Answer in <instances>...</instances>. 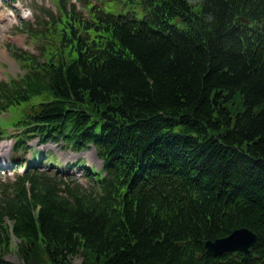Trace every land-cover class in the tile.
<instances>
[{
    "label": "trees",
    "instance_id": "1",
    "mask_svg": "<svg viewBox=\"0 0 264 264\" xmlns=\"http://www.w3.org/2000/svg\"><path fill=\"white\" fill-rule=\"evenodd\" d=\"M58 6L0 108L23 137L95 141L110 172L4 185L0 264H264V0ZM239 227L250 254L206 252Z\"/></svg>",
    "mask_w": 264,
    "mask_h": 264
},
{
    "label": "rangeland",
    "instance_id": "2",
    "mask_svg": "<svg viewBox=\"0 0 264 264\" xmlns=\"http://www.w3.org/2000/svg\"><path fill=\"white\" fill-rule=\"evenodd\" d=\"M40 7L54 9L55 6L53 0H0V79L7 78L8 74L18 75L21 72V68L19 67L18 63L13 60L10 55L6 57L5 52H8V44L27 48L28 50L32 48L27 34L21 32L19 27L21 26V21L24 20L27 22L30 21L32 23L36 22V24L40 20L41 23L44 12ZM32 50H36L35 47H33ZM21 111L22 108L19 107L18 112ZM11 114L12 113H9L8 116ZM48 148L54 149L58 153L59 159L63 161L74 160L78 157L77 153L65 151L62 148L56 147L53 143L43 146V149ZM9 152V140H1L0 159L4 161V158ZM86 152L87 151L85 150L81 157H83L89 164H93L97 167L101 166V160L96 155H94V153H91L89 158V154ZM16 242L17 241L15 240L12 242L11 249L16 248ZM6 257L10 260L18 261L17 255L14 251L8 253ZM81 260V255H78L76 257V261L79 262Z\"/></svg>",
    "mask_w": 264,
    "mask_h": 264
},
{
    "label": "water",
    "instance_id": "3",
    "mask_svg": "<svg viewBox=\"0 0 264 264\" xmlns=\"http://www.w3.org/2000/svg\"><path fill=\"white\" fill-rule=\"evenodd\" d=\"M257 235L248 227H239L230 234L215 239H208L205 242L206 252L223 253L227 251H242L249 254L256 244Z\"/></svg>",
    "mask_w": 264,
    "mask_h": 264
}]
</instances>
